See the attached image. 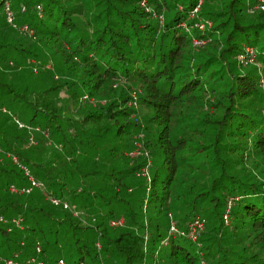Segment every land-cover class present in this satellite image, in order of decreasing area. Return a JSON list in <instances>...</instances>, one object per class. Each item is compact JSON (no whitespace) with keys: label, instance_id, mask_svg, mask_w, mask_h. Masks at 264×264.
Listing matches in <instances>:
<instances>
[{"label":"trees","instance_id":"obj_1","mask_svg":"<svg viewBox=\"0 0 264 264\" xmlns=\"http://www.w3.org/2000/svg\"><path fill=\"white\" fill-rule=\"evenodd\" d=\"M258 4L0 0V264H264Z\"/></svg>","mask_w":264,"mask_h":264},{"label":"built area","instance_id":"obj_2","mask_svg":"<svg viewBox=\"0 0 264 264\" xmlns=\"http://www.w3.org/2000/svg\"><path fill=\"white\" fill-rule=\"evenodd\" d=\"M198 2L200 3L201 0H198ZM142 3H144V2H142ZM258 8L264 13V0H259ZM197 9H198V6L193 9L192 13L193 14L196 13ZM5 11H6V16H7V21L9 23H12L13 17H12V13H11V11L9 9V3L8 2L5 4ZM210 24H211L210 22L204 21V22H201L198 27H199L200 30H202L205 26L209 27ZM180 25L183 28H186V25H185L184 22L180 23ZM206 41L207 40L204 39V38H200V39L193 38V44L196 45V46H202ZM247 53L251 57V58L247 59L248 62H252L253 61V57H254V51L252 49H249V50H247ZM244 57L245 56H239L238 58H239V60H244L245 59ZM263 83H264V80H263ZM134 104H135V102H134ZM31 142H32V140H31ZM135 146H136V148L134 149V151H132L130 153V155H138V154H140L142 146L137 141H135ZM13 160L16 162L15 158H13ZM20 167L23 170L24 175L27 177V179L29 181V186L25 187V188H22L21 191L29 192L32 188H39V189L44 188L43 183L38 181L37 179H35L30 174V172L27 169V167H25L23 165H21ZM142 175H145L146 177H148V172L147 171L146 172H142ZM10 190L11 191H16V188L14 187V185L10 186ZM51 202L53 204H55V205H62L63 208H69V204L67 202H62L60 199L51 198ZM227 211L223 215V218H224L225 221H227ZM77 214H78V211L77 210H73V215L77 216ZM14 222L18 223L17 220H14ZM122 223H123L122 218L110 221V225L113 226V227L114 226H119ZM203 227H204V220L202 218H200V217L194 218L188 224L187 229H185V230L179 229L175 225V223L173 221H171L170 222V226H169L168 234L171 235V236H175V235L178 234V235H181V236H185V237L189 238L192 241H195V239L198 238V236L200 235V232L203 229ZM165 243H166V240H165ZM97 248L98 249L100 248V245L98 243H97ZM37 250H39V246H37ZM27 262L32 263V264H40V262H35L33 258H31ZM5 264H17V262L14 259H7V260H5ZM59 264H65V263H64L63 260H60Z\"/></svg>","mask_w":264,"mask_h":264},{"label":"rangeland","instance_id":"obj_3","mask_svg":"<svg viewBox=\"0 0 264 264\" xmlns=\"http://www.w3.org/2000/svg\"><path fill=\"white\" fill-rule=\"evenodd\" d=\"M256 6H257V5H256ZM256 6H255V8H256ZM263 86H264V84H263ZM263 86L261 87L262 90H264V87H263ZM140 137H141V138H140ZM139 138H140L141 140L144 141V139H142V138H144L143 133H139ZM134 139H135V138H134ZM141 140L138 141V142L140 143V145H142V141H141ZM141 149H142V148H141ZM149 154H150V153H149ZM146 161L148 162V164H149V163L152 164L153 159H152L151 156H149V157L147 158ZM145 170H146L147 172H149V170H148L147 167H145V166L142 167L140 171H141V173H142V172H146ZM148 175H149V174H148ZM147 178H148V177H147ZM169 217H170V216H169ZM172 218H173V216L170 217V219H172ZM200 218H201V217H200ZM171 221H172V220H171ZM203 228H204V227H203ZM202 230H203V229H202ZM200 234H201V233H200ZM199 236H200V235H199ZM198 238H199V237H198ZM198 238L195 239V243H199V242H198V241H199ZM201 264H202V263H201ZM204 264H205V263H204Z\"/></svg>","mask_w":264,"mask_h":264}]
</instances>
